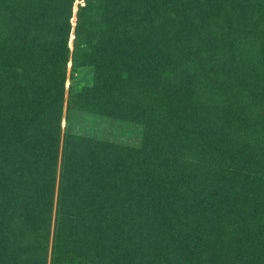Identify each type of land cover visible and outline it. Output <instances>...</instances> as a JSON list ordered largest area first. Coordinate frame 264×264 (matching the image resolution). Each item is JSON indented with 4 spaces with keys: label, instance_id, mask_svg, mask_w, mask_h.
I'll use <instances>...</instances> for the list:
<instances>
[{
    "label": "trees",
    "instance_id": "16d2710c",
    "mask_svg": "<svg viewBox=\"0 0 264 264\" xmlns=\"http://www.w3.org/2000/svg\"><path fill=\"white\" fill-rule=\"evenodd\" d=\"M0 264H264V0H0Z\"/></svg>",
    "mask_w": 264,
    "mask_h": 264
},
{
    "label": "rangeland",
    "instance_id": "374dc122",
    "mask_svg": "<svg viewBox=\"0 0 264 264\" xmlns=\"http://www.w3.org/2000/svg\"><path fill=\"white\" fill-rule=\"evenodd\" d=\"M73 19L75 25L76 11ZM74 43L73 31L70 40V52L74 48ZM91 85L92 72L90 70L69 71L62 133H71L117 145L139 147L144 135L143 127L111 119H103L71 109L69 106L70 96L82 87Z\"/></svg>",
    "mask_w": 264,
    "mask_h": 264
}]
</instances>
